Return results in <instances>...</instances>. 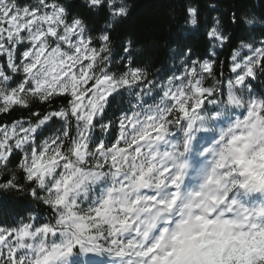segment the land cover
<instances>
[{
	"label": "snow or ice",
	"instance_id": "1",
	"mask_svg": "<svg viewBox=\"0 0 264 264\" xmlns=\"http://www.w3.org/2000/svg\"><path fill=\"white\" fill-rule=\"evenodd\" d=\"M236 9L151 72L112 36L127 0H0V115L27 113L0 122V203L31 200L0 264H264V13Z\"/></svg>",
	"mask_w": 264,
	"mask_h": 264
},
{
	"label": "trees",
	"instance_id": "2",
	"mask_svg": "<svg viewBox=\"0 0 264 264\" xmlns=\"http://www.w3.org/2000/svg\"><path fill=\"white\" fill-rule=\"evenodd\" d=\"M215 3L217 9L209 5ZM129 15L117 25L112 32L115 39L118 35L121 39L131 38L139 46L146 50V62L150 71L155 72L162 64L169 61V46L176 44L191 47L196 56L206 54L209 45L203 38L205 26L211 22L212 17L227 13L233 5H237V15L242 9L251 8L257 15L264 13V0H127ZM188 6L196 7L199 11V24L196 28H186L184 22V9ZM226 34L236 47L241 37H245L243 24L233 25L231 15L228 13L222 17ZM103 15L95 16L92 19L97 27L103 26ZM186 29V30H182ZM258 35V33H257ZM183 41V43H181ZM215 71L217 76L221 72V62H224L223 73L226 79L230 65V48L226 44L223 49L217 48ZM209 84L212 80L208 81ZM27 115L22 110H17L11 115H0V122L11 121ZM31 200L22 194H12L10 198L0 203V223H11L17 218V213L23 214L26 206Z\"/></svg>",
	"mask_w": 264,
	"mask_h": 264
}]
</instances>
